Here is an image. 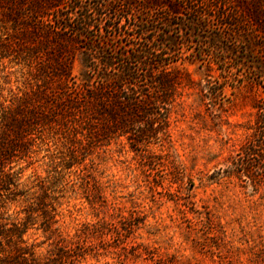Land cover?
<instances>
[{"label": "trees", "instance_id": "trees-1", "mask_svg": "<svg viewBox=\"0 0 264 264\" xmlns=\"http://www.w3.org/2000/svg\"><path fill=\"white\" fill-rule=\"evenodd\" d=\"M255 40L264 49V0H0V64H24L33 81L0 102V264H79L139 223L98 221L84 224L75 240L63 236L54 191L42 184L39 195L26 197L12 164L29 156L36 139L62 138L59 173L80 163L86 147L120 137L145 150L168 136L176 100L191 84L187 73L169 67L182 56L180 46L194 44L196 56L221 63L238 52L231 46L249 57ZM257 107V129L236 164L253 179L264 164V102ZM20 199L13 216L9 204ZM34 226L53 240L45 253L24 237Z\"/></svg>", "mask_w": 264, "mask_h": 264}, {"label": "rangeland", "instance_id": "rangeland-1", "mask_svg": "<svg viewBox=\"0 0 264 264\" xmlns=\"http://www.w3.org/2000/svg\"><path fill=\"white\" fill-rule=\"evenodd\" d=\"M254 44L247 58L244 48L231 46L238 52L221 63L196 56L194 44L179 45L182 56L169 67L187 73L191 84L176 100L168 136L145 150L120 137L86 147L78 153L80 163L59 173L66 144L47 135L12 163L29 189L26 197L39 195L42 184L54 191L60 232L69 239L84 224L139 222L127 238H115L114 247L79 264H264V164L253 169L254 179L236 166L264 102V74L253 71L264 70V49ZM80 66L75 60L72 73ZM32 82L24 64L5 59L0 102ZM23 204H9L10 213L16 216ZM24 237L37 253L53 241L38 226Z\"/></svg>", "mask_w": 264, "mask_h": 264}]
</instances>
